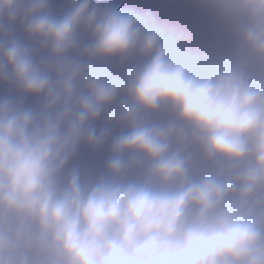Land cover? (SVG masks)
Instances as JSON below:
<instances>
[{
	"label": "clouds",
	"instance_id": "obj_1",
	"mask_svg": "<svg viewBox=\"0 0 264 264\" xmlns=\"http://www.w3.org/2000/svg\"><path fill=\"white\" fill-rule=\"evenodd\" d=\"M194 6L0 0V264H264V0Z\"/></svg>",
	"mask_w": 264,
	"mask_h": 264
},
{
	"label": "rangeland",
	"instance_id": "obj_2",
	"mask_svg": "<svg viewBox=\"0 0 264 264\" xmlns=\"http://www.w3.org/2000/svg\"><path fill=\"white\" fill-rule=\"evenodd\" d=\"M133 1L141 2L147 0H119L116 3H119L123 6ZM148 1H150V3L152 4L153 9H159L163 13L165 18L164 20L165 23L168 24L169 22L176 23V20L181 16H182L181 17L182 20L185 17H190L191 15H195L194 18L198 16L196 22H194L193 20H187L186 23L182 27L181 26L180 27L183 28L188 26L187 28H185V30L191 32L192 35H194L196 31L200 32L207 28H210L216 37L219 33V30L215 28L216 21L212 19L210 15L196 8L194 6V0H148ZM68 3L69 0L67 2L65 0H52L53 11L56 14H61L64 10H66ZM194 10H197V14L189 13ZM155 14L157 16H160L157 12ZM219 39L220 40H218V37L215 38L213 41L207 39L206 43L209 45L213 43H216V45H218L219 43V48L216 50V51L219 50L217 53L226 52L230 48L231 41L228 44L223 43L220 46L222 37L219 36ZM83 149L85 153L82 154V159L86 163H88V165L91 166L92 168L102 171L106 154L93 155L88 149L86 148Z\"/></svg>",
	"mask_w": 264,
	"mask_h": 264
},
{
	"label": "water",
	"instance_id": "obj_3",
	"mask_svg": "<svg viewBox=\"0 0 264 264\" xmlns=\"http://www.w3.org/2000/svg\"><path fill=\"white\" fill-rule=\"evenodd\" d=\"M2 85H0V98H2L5 94L1 91ZM7 93V90H4ZM29 104L34 103L33 100H29L28 101ZM78 165L80 166L81 170L83 173L85 174H91V175H98L100 173V171L97 170L98 173H95L92 169L91 166H89L88 164H86L83 159H81L80 157H78V161H77ZM95 170V169H94ZM96 171V170H95Z\"/></svg>",
	"mask_w": 264,
	"mask_h": 264
},
{
	"label": "trees",
	"instance_id": "obj_4",
	"mask_svg": "<svg viewBox=\"0 0 264 264\" xmlns=\"http://www.w3.org/2000/svg\"><path fill=\"white\" fill-rule=\"evenodd\" d=\"M66 2L68 1V0H65ZM212 35V32L210 31V29H206V30H203L202 31V33L200 34V36L199 37H201V36H207V38H209L210 36ZM4 90H7V89H5L3 86H2V88H1V91L6 95V92L4 91ZM95 173H98L97 171H95Z\"/></svg>",
	"mask_w": 264,
	"mask_h": 264
}]
</instances>
